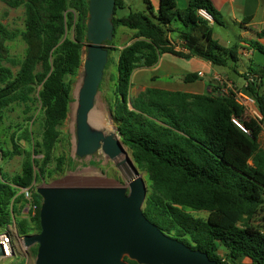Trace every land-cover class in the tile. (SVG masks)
Listing matches in <instances>:
<instances>
[{
  "label": "trees",
  "instance_id": "trees-1",
  "mask_svg": "<svg viewBox=\"0 0 264 264\" xmlns=\"http://www.w3.org/2000/svg\"><path fill=\"white\" fill-rule=\"evenodd\" d=\"M0 1L12 8L23 5L26 16L21 34L26 52L20 61L10 57L7 45L18 36L17 32L0 21V120L5 108L30 102L38 87L42 108L41 140L33 151L19 144V140L31 139L26 129L12 134V149L0 148V160L24 156L20 173L8 176L0 168V231L16 224L18 235L23 237L41 230L42 197L36 185L46 177L55 159L60 127L68 117L71 82L67 77L76 76L83 65L89 0ZM145 1L150 15L130 11L119 16L117 11L126 2L116 0L114 37L118 27H127L135 32L134 41L122 49L107 47L110 57L105 68L114 64L118 70L117 75H111L115 82L113 113L117 132L149 181L144 215L168 236L206 252L218 264H243V258L264 264V147L260 143L264 95L257 93L258 78L246 89L255 97L261 120L247 114L236 92L224 86L210 87L205 93L147 87L131 96L134 72L157 64L165 53L180 58L195 56L226 66L228 59H237L239 47H225L214 40L213 27L198 14L199 9H207L220 23L210 0H190L183 9L178 8L176 0H160L157 14L151 1ZM175 21L186 28L187 51L178 49L169 39ZM69 30H73L74 37L66 36ZM252 45L263 51L261 46ZM113 51H119L118 62L111 56ZM3 62L18 65L19 69L14 73ZM253 74L263 78L264 67ZM196 78L198 75L192 74L186 82ZM233 117L249 133L240 129ZM38 154L41 159L36 157ZM55 160L57 170L62 171L64 156ZM24 188L32 191V201L37 205L28 217L21 216L29 202L22 192ZM193 210L205 211L207 216H195ZM30 252L36 258L37 245ZM9 264H25V260Z\"/></svg>",
  "mask_w": 264,
  "mask_h": 264
},
{
  "label": "water",
  "instance_id": "water-1",
  "mask_svg": "<svg viewBox=\"0 0 264 264\" xmlns=\"http://www.w3.org/2000/svg\"><path fill=\"white\" fill-rule=\"evenodd\" d=\"M116 0H89L87 53L76 109V155L102 152L111 159L124 155L134 171L126 187L38 186L42 197L40 232L23 236L37 245L35 264H218L206 252L168 236L143 212L148 185L118 132L93 126L109 50L114 39ZM6 257L0 244V258Z\"/></svg>",
  "mask_w": 264,
  "mask_h": 264
},
{
  "label": "rangeland",
  "instance_id": "rangeland-1",
  "mask_svg": "<svg viewBox=\"0 0 264 264\" xmlns=\"http://www.w3.org/2000/svg\"><path fill=\"white\" fill-rule=\"evenodd\" d=\"M150 1L153 5L154 13L157 14V3L154 0ZM125 2L126 6L117 11V14L119 16L128 15L130 11L145 12L149 15L151 13L145 0H125ZM25 19V7L23 5L17 8H12L4 2L0 1V21L5 24L10 30L16 31L18 34V36L13 41L7 42L10 57L15 59L16 61L22 60L26 52V43L21 35L26 28ZM214 27L215 30H218L219 35H221V37H224L225 40H230L232 44H235L239 41L238 39L241 33L240 26L230 22L225 28L220 27L218 24H215ZM132 33L133 31L128 29L127 27H118L116 29V34L112 44H107L106 46L109 47L114 45L119 47V49H122L125 45H128L129 43L134 41ZM66 36L74 37L73 30H69ZM86 48L87 45L84 47L83 60L86 57ZM111 56L115 62H118L119 51H113ZM164 62H167V60H165ZM2 65L10 67L14 73H16L19 69L18 65H13L9 62H3ZM167 67L169 70H172L173 68L172 65L169 66L168 64H166L164 69L152 72L153 74L159 75L160 73H164L165 71H167ZM240 67L241 64H238L237 66L232 63L230 69L224 66H217V70L221 72H228L232 75L231 77L236 80H240V78L237 77L234 72V69L239 70ZM179 69L180 71H184V69L187 70V66H181ZM254 69L255 71H259L261 68H258V65H255ZM105 72L96 99V109H98L99 107L98 110L103 115L104 123L106 124L105 127L108 129V132H117L113 113V108L116 102V95L114 92L115 82L113 81L111 75H117L118 70L114 64H111ZM152 72H148L146 71V69H138L134 72V75L132 77L133 85L131 86L130 90L131 96L137 95L142 89L145 88L142 83H144V81H149L148 79L152 75ZM83 78V65L81 66L76 76L67 77V81L71 82V102L68 117L63 123V125L60 127L61 136L54 151L55 159L59 156H64L65 158L62 171L57 170V162L54 159V161L48 166V173L46 177L44 179L39 180L36 185L37 187L117 186L119 183H128L135 177L134 171L131 166L129 167L128 165V169L130 171L129 175L122 176L120 173V169L115 166L113 161H110L108 157L103 156L101 153H97L93 156H87L84 158H80L76 155V109L78 106V91L83 83ZM163 80L167 82V78H161L160 76L157 77V81L164 82ZM153 85L158 86V83ZM227 85H224V87H227L228 89H233L237 93L241 92L234 85ZM176 87L179 88L181 87V85ZM38 89L32 94L33 99L30 102L25 104L14 103L2 111V118L0 120V148L12 149V134L14 133L18 135L23 129L28 130L31 136L30 141L19 140V144L23 149L33 151L35 145L41 140L42 108L41 103L38 100ZM257 93L260 95H264V77L262 85L257 88ZM242 101H245L244 97H242ZM261 143L264 144V135L261 137ZM128 152L130 157L134 161L131 151L129 149ZM36 157L41 159L42 155L38 154ZM121 158H124V155H122ZM23 160V155H16L13 158L0 160V168L3 173L7 174L8 176H13L22 171ZM134 164L136 165L135 161ZM138 170L140 171V174L143 176V178L146 180V183L149 188L147 174L139 168ZM26 208L24 210V214L21 215L22 217H28V211L26 210ZM192 214L198 217H206L207 215L205 211L200 210H193ZM8 229L14 234L15 254L12 257L0 258V264H9L14 260L19 261L21 259L25 260V264H35L36 258L33 257L30 252V248L33 246L26 247L24 245L23 238L18 235L16 224L11 225ZM3 232L4 231H0V233ZM25 234H29V232ZM221 251L223 253V250Z\"/></svg>",
  "mask_w": 264,
  "mask_h": 264
},
{
  "label": "crops",
  "instance_id": "crops-1",
  "mask_svg": "<svg viewBox=\"0 0 264 264\" xmlns=\"http://www.w3.org/2000/svg\"><path fill=\"white\" fill-rule=\"evenodd\" d=\"M157 3L158 9L160 5V0H154ZM213 7L216 10L220 23L215 21L209 23L213 27V38L220 44L225 47H233L235 45L239 46L237 50V59H228L227 65L224 66L228 69L231 68L232 63L237 65L241 64L239 70L234 69V72L240 80H236L228 72H221L217 70V66L207 61L205 59L191 56L188 58H180L169 53H165L161 56L159 62L149 68H140L146 69L148 72L160 71L164 69L166 64L169 66L172 65V70H169L159 75L153 74L148 79L149 81H144L142 85L147 87H160L169 90H181L191 93H205L209 90L210 87L224 86L229 84L234 85L238 90H240L245 96L252 95L247 89L248 78L250 75H254L255 65H258V68L264 67V0H210ZM177 6L180 9L186 8L189 5L190 0H176ZM230 22L235 25L240 26V35L239 41L235 44H232L230 40H225L224 37L219 35L218 30H215L214 25L218 24L220 27H226ZM185 27L180 21H175L170 26V31L168 32L169 39L173 44L176 45L178 49L187 51L185 49ZM133 31V35H134ZM255 46H261L262 50L255 48ZM245 59V61H244ZM167 60V62H164ZM181 66H187V70L180 71ZM190 69V70H189ZM260 69V70H261ZM138 70V69H137ZM259 70V71H260ZM198 75L192 82H186V79L192 75ZM167 78V82L157 81V77ZM257 83L262 85L263 78H260L258 75ZM151 81V82H150ZM154 86L153 84H157ZM220 84V85H219ZM256 84V83H255ZM141 85V84H140ZM181 87H176L180 86ZM131 90V89H130ZM140 91V92H141ZM139 92V93H140ZM249 94V95H247ZM136 96V95H135ZM264 135V129L260 135ZM264 147V144L261 143ZM27 210V208H26ZM207 216V215H206ZM220 253L223 255L224 252L220 250ZM243 264H253L252 261L248 258L240 259Z\"/></svg>",
  "mask_w": 264,
  "mask_h": 264
},
{
  "label": "built area",
  "instance_id": "built-area-1",
  "mask_svg": "<svg viewBox=\"0 0 264 264\" xmlns=\"http://www.w3.org/2000/svg\"><path fill=\"white\" fill-rule=\"evenodd\" d=\"M198 14L205 19L209 23L214 22L213 15L204 8H201L198 10ZM248 82L254 83L255 82V76L250 75L248 78ZM233 90V89H232ZM226 92L227 89H224ZM242 97L245 98V101H242ZM236 99L245 108V111L247 114L251 115L257 120H261L263 118L262 114L257 108L256 100L254 96H245L242 92H236ZM233 122L244 132L249 133V131L246 129L244 124L237 118L233 117ZM22 192H24L26 198L29 200L27 204V211L35 212L37 209V205L33 203L32 201V191L29 188L22 189ZM0 244H2L4 252L6 257H12L15 254V247H14V234L10 232L9 229H6L3 233H0Z\"/></svg>",
  "mask_w": 264,
  "mask_h": 264
},
{
  "label": "flooded vegetation",
  "instance_id": "flooded-vegetation-1",
  "mask_svg": "<svg viewBox=\"0 0 264 264\" xmlns=\"http://www.w3.org/2000/svg\"><path fill=\"white\" fill-rule=\"evenodd\" d=\"M99 153H101L103 156H105V157H108V156H106L104 153H102V152H98V154ZM95 154H97V153H95ZM94 154V155H95ZM91 156H93V155H91ZM122 156V155H121ZM121 156L120 157H118V158H116V159H111V158H109L110 159V161H113V163L115 164V166L116 167H118L119 169H120V173H121V175L122 176H124V175H129V169H128V165H129V167H130V164L127 162V161H125V159L124 158H121ZM128 185V183L127 182H124L123 184L122 183H119L116 187H126Z\"/></svg>",
  "mask_w": 264,
  "mask_h": 264
},
{
  "label": "bare ground",
  "instance_id": "bare-ground-1",
  "mask_svg": "<svg viewBox=\"0 0 264 264\" xmlns=\"http://www.w3.org/2000/svg\"><path fill=\"white\" fill-rule=\"evenodd\" d=\"M98 109L95 108V110L91 113L90 122L93 126L96 127L106 126V124L104 123L103 115Z\"/></svg>",
  "mask_w": 264,
  "mask_h": 264
}]
</instances>
